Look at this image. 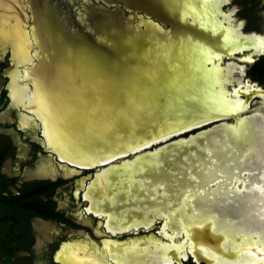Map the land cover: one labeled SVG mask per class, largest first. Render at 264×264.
<instances>
[{
	"label": "flooded vegetation",
	"instance_id": "1",
	"mask_svg": "<svg viewBox=\"0 0 264 264\" xmlns=\"http://www.w3.org/2000/svg\"><path fill=\"white\" fill-rule=\"evenodd\" d=\"M168 1L0 0V264L168 263L164 257L167 253L155 252V246L149 245V242L154 240L144 237V228L147 227L140 225L147 219L151 204L144 211H139L135 204H132L129 209L142 213L144 217H138L136 212H131L132 215L127 219L111 211L109 198L119 197L118 193H111L108 188L107 198L101 200L94 195L97 184L106 186V174L116 171L119 174L123 169L133 170L131 167L135 164L143 166L141 161H144L142 158L145 155L135 161H128L125 159L127 157L118 158L97 166L99 172H96V168L91 166L121 153L122 150L132 148L128 145L116 146L113 152L110 149L96 151L97 147L93 150L88 147L79 150L63 143L58 138L61 134L57 128L64 116L63 111L59 109L60 105L55 108L48 101V98H51V101H59L61 98L47 96L46 99L38 76L40 70H46L61 78L63 75H70L78 79L83 75L81 70L90 72L91 66L87 67L85 62L78 65L76 59L74 63L78 66L70 70V57L80 54L75 46H65L59 51L63 38L79 39L90 46L96 42L104 49L102 53L106 54L115 51V48L112 49L114 41H120L122 44L124 39L130 36L146 40L148 38L144 36L150 32L153 36L175 44L176 56L181 58L184 66H188L193 57L191 54L194 48L189 42L204 43L209 48L212 61L205 65L206 68L199 63L206 69V73L211 72L207 68L212 64V67L219 71V80L222 82L225 77L224 70L233 62L239 66L236 68L237 73L243 77L242 82H246L247 86H264V76L254 79L249 74L255 62L264 59V45H260L262 41H259L258 45L241 46L230 56L217 48L219 36L228 37L235 34L240 38L252 39L251 36L261 35L253 30H245V18H236L234 10L233 19L243 23L242 31L237 32L222 20L218 0H208L207 4L195 0ZM256 3L259 7H264V0H256ZM245 5L249 7L250 4L246 2ZM222 7V10H228ZM124 11H128L125 19L122 18ZM154 16L161 19L163 25H168H160L152 18ZM246 17L249 20L250 15ZM120 19L125 21L121 22ZM253 47L256 53L245 54ZM147 66L149 67V62ZM107 69L106 72L110 74L111 66L108 65ZM127 88L130 91V87ZM215 88L217 89V86ZM61 91L59 90L60 93ZM73 93L74 91L68 97L74 98ZM61 106L63 107V104ZM74 108V105L67 104L64 107L65 111ZM251 116H242L241 110L227 118L238 120ZM217 118L220 117L211 119ZM195 132L178 138L187 139ZM181 141L184 140L154 152L180 151L174 149ZM188 141L189 139L185 142ZM164 145L166 143L161 146ZM186 150L188 156L189 149ZM139 154L141 155L140 152ZM160 165L161 163L156 161L150 167L158 173ZM135 171L134 173H137V170ZM116 180L121 184V181L123 183L130 179ZM132 200L136 201V197ZM133 206L135 208H132ZM123 213L120 212L122 215ZM115 218L124 222L113 224ZM181 226L185 232L182 246L185 256L182 258H186L185 261L180 259L181 264H202L192 259L196 256L204 259L207 264H224L215 258L217 253L230 264H240L239 259L232 260L240 252H243L241 256L247 252L257 260L264 258V244L261 241L253 238L248 250L244 247L245 242L231 234L230 229L226 233L229 239L223 240L224 233L218 230L211 220ZM202 228L207 229L213 238L209 242L204 243L194 240L195 238L191 241L187 237L188 229ZM192 244L200 247L193 248ZM143 247H148L153 254L146 255ZM179 258L176 260L172 257V263L169 264H176L173 260L178 261Z\"/></svg>",
	"mask_w": 264,
	"mask_h": 264
},
{
	"label": "rangeland",
	"instance_id": "2",
	"mask_svg": "<svg viewBox=\"0 0 264 264\" xmlns=\"http://www.w3.org/2000/svg\"><path fill=\"white\" fill-rule=\"evenodd\" d=\"M227 2L228 0H218V4L221 7L222 5H225ZM246 2L250 4L249 7L246 5L244 6ZM242 5L243 7H241ZM221 7H220V11H221V15L223 16L222 20L225 22L226 25L230 26L237 32L242 31L243 23L241 21L236 22L232 17L235 10L236 12L234 14L236 18L238 19L245 18V22H246L245 30H253L256 33L258 32V34H261L254 36L250 35L252 39L257 41H262L260 45L263 44L264 42V7L263 6L259 7L258 4L256 3V0H230L229 3H227L224 8L222 7L223 9L228 8V10H222ZM127 15H128V11H124L122 13V18L125 19ZM246 15H250L249 20L246 17ZM153 35H154L153 33L148 32L144 36V38H148L146 40H142L139 37L130 36L125 42H122V44L120 45V47L124 46L126 48L124 51L122 50L121 52L119 50L117 51L115 50L116 52L114 51L113 53H106V54L102 53L104 51L102 47H98L100 49L99 50L94 46L87 45L82 40L79 39L68 40L64 38L62 39L63 44L61 49H59V51L63 50L65 46H75L80 54L79 56L72 55L70 57L68 61L70 70L76 69V65L77 64L82 65V62L83 63L85 62V65L87 67L91 66L90 72L81 70L83 72V75L80 76L78 79H75L70 75L68 76L63 75V77L61 78L56 73H48L46 70L39 71L38 76L40 81V87L46 99L47 96L48 97L58 96L59 99L61 98V100L59 101L61 102V104H63V107L61 106L58 100L51 101V98H48V101H50V105L55 108L58 107V105H60L59 109L63 111L64 116L63 118H61L57 126V128L60 129V134H61L58 138H60L63 143H66L79 150H83L87 147L90 150L95 149L96 147L102 145L107 138V135L109 133V128L107 126L106 121L110 117L130 116L131 122L130 123L127 122V117L124 120V122L126 127L129 126V128L131 129L139 127V125H137L136 127V123H135L136 118L138 121H142L144 120V118L147 120L150 119L151 121H156L155 119L157 116H155L156 112L153 109L149 111L141 110V108L140 110L139 109L136 110L133 108L125 109L123 103L119 106H115L119 100V98L117 97L119 86L124 85L125 83L127 84L129 81V73L127 70H134V68L137 66L136 63L131 61L130 52L132 50L143 51L142 54L144 59L146 58V62L150 61L151 63L150 65L153 64L155 65V68L148 73L149 75L147 73H146L147 75L145 74L146 80H140L137 82V84H143L147 82L149 79L151 82L156 81V85L158 86V89L165 90L167 88H175V86L176 88H178L179 93L183 96L182 102L178 107H174L173 112L177 113L178 112L177 110L181 109L180 107H184V109H192V107H194L195 105L194 104L195 102L197 103L200 102L205 106H207L210 103H213L212 105L219 106L218 107L219 110H217L215 113L222 114L219 115L220 118L234 116L237 112L242 110V116H251L257 114L258 116L254 117L256 121L264 120V86L263 87L257 86L255 88H252V84L249 83L250 85L247 86L246 82H242L243 77L237 73L238 70L236 68L238 65L236 63L231 62L235 68H233L232 65L231 66L228 65L229 68H226L224 70L225 77H223L222 82H219L221 83L219 84L220 87L217 86L219 90L222 89L224 91L226 95V99L228 100V102H230L229 105L230 104L233 105L234 104L233 101L236 100L242 103L241 107L238 108V110L233 113V112H228V110L221 108L222 102L218 96V93L216 94L213 93L214 92L213 90L214 89L216 90L215 88L216 86H214L215 84L214 80H212V77H210V75L206 73V71L197 62L195 63L189 62L188 66H184L181 58L176 56L177 55L176 45L170 44L167 41L165 43V40H163L161 37H156ZM114 42L112 43L113 44L112 49L113 48L116 49L115 47L116 42L115 43ZM88 50L90 51L89 54H88ZM256 52L257 51H255L253 47L245 54L252 55ZM118 53L120 55H118ZM240 58L241 57H239V59ZM74 59H76L77 64L74 63ZM221 63H224V61H221ZM108 65L111 66L112 69L110 74H108L109 72H106L108 71L107 69ZM138 73L139 71L137 73L133 72L132 77H135ZM83 80H86L84 83L85 86L82 83ZM172 84L175 86H173ZM121 88L122 90H124L123 87ZM59 90H62L61 93L59 92ZM136 90L137 89L135 88L134 91ZM257 90H259V92ZM73 91H74L73 93L74 98H69L68 96H71ZM236 96L238 98H236ZM87 99L88 101H85ZM66 104L69 106L74 105L75 108L73 110L65 111L64 107L66 106ZM137 107H143V104ZM168 110L171 109L167 107V111ZM189 112L190 111H186L184 114H188ZM134 117L135 119H133ZM241 120L242 119L236 120L235 118H230V117L222 118V120L220 121L222 122L220 123L221 125L218 124V122L217 123L215 122L211 125H207L205 127L199 128L203 130L204 128L213 126L215 124L219 125V128H217L215 133H213L215 136L214 138L216 139L214 138L212 139V137L208 138L207 140L208 143H206V145H199V143H192L196 146V148L189 150L190 153L188 156L186 154L187 153L186 149L188 148L187 144L189 142L186 143L185 141H181L180 142L181 145L180 144L176 145L174 151H177L178 149H180V151H177L175 153L169 151L167 156L169 154L170 156L165 157L166 159H172L176 156L178 157V159L180 158L182 162H185L190 166L187 168L188 178L189 180H192L191 182L194 184L192 185V187H189V189L184 187L181 188L180 190L179 186H177V184L174 181H169L168 180L169 178H167L168 176L167 175L165 176L166 173L164 172L165 171L164 169H166V167H161L162 162H160L161 165L157 170L159 174L156 172H152L156 176H152L151 173H149L147 170H143L145 166H147V169L150 170L151 169L150 165L158 161L156 155L161 152L160 150L158 152H154L149 156H144L142 158L144 160L142 163L143 166L145 165L144 167L141 165L135 167L136 164L133 165L131 169L139 170L137 173H134L136 171L133 170L129 172L130 171L129 169L127 170L123 169L119 171V174L117 173V171L106 174L107 177L106 179H104L106 186L104 184L103 185L97 184L94 189L95 197L100 198L101 200L107 198L108 188L111 190V193H115V194L118 193L117 196L119 197L109 198L111 203V211L112 213L119 216H123L127 219L130 218L129 215H132L131 214L132 211L131 209H129L132 204L133 205L138 204L137 206H139V203L141 202H143L142 203L143 205L151 204L150 206L151 210L148 214L149 218L148 220H146L147 222L143 224L145 227H147L144 228L145 231L144 237L154 240V242H149L150 246H155V248H159L160 246L167 247L166 250L167 254L165 253L166 254L165 259L168 263H163V264L172 263V257L175 258L176 260L179 257L182 258L183 256H185V250L183 251L182 249L185 237L182 236L181 231H177L175 229L177 223L183 225L191 224V223L195 224L196 218L201 217L202 218L201 221L212 220L217 225V229H222L223 226L226 228L227 225L231 226L232 228L239 227L238 224L234 223V221L231 222L227 220L224 222H220L217 219H215V217L210 215V213L200 211V209H198L197 207L195 209L196 203H197L196 205L200 207V205L198 204L200 198H196V202H194V198L199 197L201 195L200 192H198L199 190L197 189L198 186L197 184H201L200 182L204 181V179L201 178H207V180H210V183L207 181L202 185L203 187H205L204 189H206L211 187V185L209 187L208 185L211 184L212 182V179H210L211 175H209L208 173L207 175L206 174L201 175L200 173H198L199 176L196 175L197 173L195 172L200 168L199 166H196V164L199 161L204 163L209 161L210 158L209 151L213 148V150L216 151L215 153H219V155H221L220 156L221 161L223 160L225 165L224 167H226L227 170L233 167V170H235V172L240 173L241 169H239L238 167L241 166H239L238 164L236 166L235 159L237 158L236 155L238 154L235 152V150L237 147L241 145L244 146L247 144L246 145L247 148H245V151L241 155L242 159L238 157L237 161H239L240 164L241 163L244 164L245 162L249 163V166H251V168L254 169L260 177L264 175V163H263L264 157L262 158L259 157L258 158L259 160L257 159L260 152L261 154H263L262 149L264 148V143H263L264 128H262V130H259L258 128L255 129L253 127L251 128L250 126L248 127L244 126V127H240V128L236 127L232 129V127L236 126ZM223 123H227L228 125ZM230 124H236V125H230ZM101 125H105L106 128H104ZM199 129L192 130L190 132L192 133L193 131L195 132ZM190 132L182 134L179 137L184 138L187 136V134H190ZM173 139L175 140L179 138L177 136L175 138H171V140ZM250 139L253 141L250 142ZM157 140L160 139L157 138L156 141ZM214 143L216 145L219 144L218 146H221L224 152H221L220 148L218 149V147L217 149H215ZM162 144L164 143L156 144L154 146L146 148V151L149 152L153 150V148H157ZM260 147L262 149H260ZM182 148H186V149H182ZM229 149L230 150L232 149L231 150L232 152ZM194 150H197V152H194ZM207 150L209 154V158L207 161H205L204 158L198 155L196 156L195 159L191 158L194 157L196 153H201V151H207ZM143 152L144 150L141 151L140 153ZM211 153L214 154V151L211 150ZM138 154L139 153L132 155L131 157H127L125 159L131 160L133 157L138 156ZM108 159L101 160L97 163L106 162ZM253 159H257L259 162L253 163L252 161ZM211 161L212 164L217 162L216 159H212ZM141 167H143V169ZM207 170H209L213 174V176L216 177V173L213 165L211 167H207ZM224 170L226 169H223V171ZM242 171H246V173L248 172L246 169H243ZM250 175L253 177V174L250 173ZM125 178L126 179L129 178L130 180L123 181V183L121 181V184L118 183V181L116 180V179H125ZM96 182L98 183V179ZM171 183H174V185H172ZM260 183L264 184L263 181ZM230 184H231L230 182L226 181L225 183H223L224 188H221L219 186L218 188L219 190L217 191L214 190L210 193H212V195L217 193L225 194V191H229V193L227 194H232L234 192L230 190ZM164 185H165V189L163 190L164 192H161L160 195L161 194L162 195L159 196L158 193L160 192V190H162ZM260 185H255V193L261 194L264 200V189L263 186L261 185L262 186L261 188ZM170 187L174 189L173 193H172V189L170 192ZM246 194L247 193L243 195L242 200L249 199V196L248 195L246 196ZM239 195L241 196L242 193L241 192L240 194L238 193V196ZM135 196L137 197L138 201L132 200L134 199ZM226 204L232 209H236V208L239 209L241 207L242 208V210L240 211L241 214L245 215L247 218H250L251 220L253 219L254 221H257V223H260V221H264V219L262 220V216H259L260 211L257 210L254 206H252L251 202L250 204H247V202L246 203L239 202L233 204L230 201H225L221 203L222 206L223 205L226 206ZM135 207L133 206L132 208ZM208 208L211 207L209 206ZM154 209L157 211H154ZM122 211L124 212L123 215L120 214V212ZM183 213L186 214V216ZM113 222H114L113 224H116V223H122L124 221L117 220L115 218ZM180 240H182V242H180ZM116 252L120 253L118 250H116ZM181 258H179V260ZM182 260L185 261L186 258L185 259L182 258ZM160 264H162V262Z\"/></svg>",
	"mask_w": 264,
	"mask_h": 264
},
{
	"label": "bare ground",
	"instance_id": "3",
	"mask_svg": "<svg viewBox=\"0 0 264 264\" xmlns=\"http://www.w3.org/2000/svg\"><path fill=\"white\" fill-rule=\"evenodd\" d=\"M165 1L169 2L168 0H165ZM195 1L203 2V3L207 4L208 0H195ZM209 9L211 10L212 8H209ZM120 21L124 22L125 20L120 19ZM128 38L129 37L124 39V42ZM165 41L168 42L169 40L165 39ZM189 43L194 48L193 49V53L191 54L193 57H192L190 62H192V63L197 62L198 64L200 63L204 68H206L205 65H207L208 63H212V61L210 60V56H209V48L204 43H197L195 41H190ZM258 43H259V41H257V40L247 39V38H240L239 36H237V35L235 36V34H234V35H230L228 37L219 36V41H218V44H217V48L222 53H227L226 55L230 56L233 53V51L235 52L236 49L241 47V46H245V45L253 46V45H258ZM120 44H121L120 41L116 43V49L115 50L116 51L119 50V51L122 52V50L124 51L126 48L124 46L120 47ZM262 45H264V44H262ZM227 51H230V52H227ZM142 52L143 51H141V50H132L130 52L131 61L136 63L137 66L134 68V70H127L128 73H129V81H128L127 84L125 83L126 85L124 84V85H120L119 86V88H118L119 91H118V96H117L119 98V100H118V102L115 101V102H117V104L115 106H119V105H121L123 103L125 109L126 108H133V109H136V110L137 109L140 110V108H141V110H147V111L153 109L156 112L155 113V116H157L156 119H155L156 121H151L150 119L147 120L145 118L142 121H138L137 118L135 119V117H134L133 119H135L136 127H137V125H139V127L131 129V128H129V126L126 127L125 122H124V120L127 117V122L130 123L131 122V120H130L131 117L130 116L110 117L106 121L107 122V126L109 128V133L107 135V138L103 142L102 145H100V146H98L96 148V151L97 150L98 151H101V150H108L109 151V149H110V151L113 152V150H115L116 146L125 147L126 145H128V147H131L132 149L120 151L122 154H125L127 152H131V153H136L137 152V153H139V152H141L140 149H142V148L146 149L147 147H149L150 143L151 142H155L157 138H159L160 140H163L166 137H168L169 135H171L172 133H177V132L181 133V131H183L184 128L188 129V128L192 127V123L188 124V125H186L184 127H181V124L185 123L186 121L202 119L203 121H201V122L204 123V122H208V121H211V120L212 121L218 120L220 118H217V119H211V118L220 117L219 115H222V114L215 113L217 110H219V108H218L219 106L212 105L213 103H210L207 106H205V105H203L200 102H198V103L195 102L194 103L195 105H194V107H192V109H184V107H180L181 109L177 110L178 112L175 113V112H173V109H174V107H178L181 104L182 97H183L179 93L178 88H176L175 85L172 84L173 86H175V88H167L165 90H162V89H158V86L156 85V81L155 82H153V81L151 82L149 79H148L147 82H145L143 84H137V82L140 81V80H146V75L149 72H151L152 69L155 68L154 64L150 65L151 64L150 61H149V67L147 66L146 59H144ZM118 55H120V54L118 53ZM207 69H209V71H211L209 73V75H210V77H212V80H214V82H215L214 86H219L220 87V85H219V82H220V80H219L220 79L219 71L215 70V68L212 67V64H211L210 68H207ZM204 70H206V69H204ZM138 71H139V73L137 74L138 76L136 75L135 77H132L133 76L132 73L133 72L137 73ZM121 87H123L124 90H122ZM127 87H130V91L128 90ZM135 88L137 89L136 91H134ZM213 91H214L213 93H215V94L218 93V96H219V98H220V100L222 102L221 103V108L222 109H225V110H228V112H233L234 113L235 111L238 110V108L241 107L242 103L238 102L237 100L233 101L234 107L231 104L229 105L230 102H228V100L226 99V95H225V93H224V91L222 89L219 90L217 88L216 90L214 89ZM134 99H135V101H134ZM136 100H137L138 103L136 102ZM141 104H143V107H137V106H139ZM167 107H169L171 110L167 111ZM186 111H190V112L188 114H184ZM254 117H256V115H253L250 118L242 119L236 126L232 127V129H234L236 127L240 128V127H244V126H247V127L250 126L251 128L253 127L255 129L258 128L259 130H262V128H264V120H260L261 122L257 121V123L255 122L253 124L252 121H253ZM189 118H191V119H189ZM207 118L210 119V120H206ZM221 118H227V117H221ZM101 126L106 128L105 125H101ZM217 128H219V126H216V127L214 126V128L212 130H210V132L209 131L208 132L202 131L201 133H203V132H205V133L204 134H200L199 133V135L196 136V137H193L195 135H192V136H190L187 139H178L175 142H177L179 140L186 141V140L190 139L191 137H193V138H191L188 141L189 143L187 144V147H188L187 149L191 150L193 148H196V146L194 144H192V143H199V145H206V143H208L207 142L208 138L212 137V139H213L215 137L213 135V133H215ZM210 135H212V136H210ZM101 136H103V135H101ZM147 136H150V140L149 141H143V139L145 137H147ZM55 137H57V136H55ZM154 137H156V139ZM200 139H201V141H200ZM214 139H216V138H214ZM229 139H230V137H229ZM258 139H259V137H258ZM251 141H253V140L250 139V142ZM246 142H247V140H246ZM168 145L169 144H166L164 146L155 148L152 151L145 152L143 154L141 153V155H138L135 158H133L132 160H128V161H135L136 159H139V158H141L144 155L145 156H149L154 151L162 149V148H164V147H166ZM218 145L219 144H217V145L215 144V149H217V147H218V149L220 148L221 152H224L222 150L221 146H218ZM246 145L239 146V144H238L239 147H237L236 150H235V152L238 154V157L241 158V159H242V156H241L242 153L245 151V148H247ZM234 148H235V146H234ZM260 149H262V148L260 147ZM263 149H262L263 154H261V152H260L259 156L257 157V159L259 157H261V158L264 157V150ZM211 150L214 151V154L211 153ZM211 150L209 151L210 152V158H209L208 150L207 151H201V153H196L194 157H191L192 159H195L196 156L198 155V156L204 158L205 161H207L208 158H209V161H207L206 163L199 161L196 164V166H199L200 168L195 172V173H197L196 174L197 176H199L198 173H200L201 175H203V174L207 175V173L209 175H211L210 179H212V182H211V184L208 185V187L211 185V187L209 189H214V190L217 191V190H219L218 186H220L221 188H224L223 187V183H225L227 181V182L231 183L230 184V190L231 191H233L234 193H240V192L243 193L242 191H244V192L245 191L246 192L255 191V185H260L261 184L260 182L254 180V179H256V177L254 178V175L252 177L248 172L246 173V171H242L241 170V172L238 173V172H235V170H233V167H231L229 170H227V168L224 167L225 165H224L223 160L221 161V157H220L221 155H219V153H215L216 151L213 150V148ZM194 152H197V150H194ZM168 153H169V150L161 151L159 154L156 155L157 160L159 162H162L164 157H168L167 156ZM58 155H59V153H58ZM115 155H117V154H115ZM164 159H166V158H164ZM212 159H216L217 162L212 164V161H211ZM257 159H253L252 160L253 163L259 162L258 161L259 159L258 160ZM68 162H70V161H68ZM124 162H126V161H124ZM142 163H143V161H141V164ZM245 163H247V162H245ZM138 165H140V164H138ZM212 165L214 166L216 177H214L213 174L209 170H207V167H211ZM136 166L137 165H135V167ZM143 167H141V168L143 169ZM223 169H226V170H224L225 172L223 171ZM135 170L136 169H134L133 171H135ZM143 170H147L149 173H151L152 176H156L155 174L152 173V172H154L152 169L148 170L147 168L144 167ZM138 171L139 170H137V172ZM129 172H131V170ZM257 176H258L257 178H259V179L263 178V177H260L259 175H257ZM241 177H244V179H242ZM201 179H204V183L207 182V181L210 183V180H207V178H201ZM249 179H252V180H249ZM261 185L263 186V184H261ZM261 185H260V187L262 188ZM216 187H218V188L216 189ZM164 189H165V185L163 186L162 190H160V192L158 193L159 196L162 195V194L160 195V193L164 192L163 191ZM197 189L199 190L198 192H200V194L204 193L203 192L204 190L201 189L200 187L197 186ZM173 191H174V189H172V193H173ZM170 192H171V189H170ZM225 193H229V191H225ZM133 196H134V194H133ZM168 196H170V195H168ZM183 196H185V195H183ZM197 198H201V197L199 196ZM244 200L246 202H248V201L250 202L252 200H257V203L262 201V203L264 205V200L259 198V197H257V196H251V198L249 196V199H244ZM136 201H138L137 197H136ZM142 203L143 202L139 203V206H137L138 204H135V206H137L136 208L139 211H144L146 209V207L148 206V205H143ZM131 211L132 212H136L138 214V217H141V216L144 217V215L142 213L138 212V211H135V210H131ZM154 211H156V210L154 209ZM148 214H147V219L146 220H148V218H149ZM184 215L186 216V214H184ZM244 219H247V218H245L243 216H240L238 218L237 223H236L239 226L238 228H236V227L232 228L231 226L227 225L226 228L223 226L222 229H218V230H220V231H222L224 233L223 236H222V239L223 240L224 239H229V237L226 235V233H227V230L230 229V233L231 234H234L237 239H242V241L245 242L244 247H246L248 250L250 248L249 247L250 246L249 243L253 242V238L254 239H258V241H261L264 244V221L261 224V226H259L260 229L257 230L255 225L248 224L247 223L248 221L244 220ZM146 220L144 222H141L140 225L145 224V222H147ZM201 220H202L201 217L196 218V223L201 221ZM163 222H164V220H163ZM174 224H176V223H174ZM177 225L175 226V229L177 231H181V234L184 237V235H185L184 233L185 232H184L183 227L181 226V224L177 223ZM251 226L256 228V229H249L248 227H251ZM216 228H217V225H216ZM195 230H197V231H195ZM187 231H188L187 232L188 234H186V235L191 241H193V238H195L194 240H201L202 242L204 241V243H207L211 239H213L209 235V232H207V229H205V228H202V229H188ZM192 246H193V248L194 247L195 248H199L200 247V245H197V244H192ZM144 249H145L144 253L146 255L147 254H151V255L153 254L151 250H148V247H144ZM182 249L184 251L183 247H182ZM166 250H167V247L160 246L159 248L155 249V252L162 254V253H166ZM241 253H243V252H240L238 255L234 256L232 260L237 261V259H239L242 262V264H244V263L245 264H259L261 262H263V264H264V258H260L259 260H257L256 258L252 257L247 252L245 254H242V256H241ZM250 253H252V250H251ZM215 258L217 259V261L221 260L224 264H230L222 256H219L218 253L216 254ZM241 262H240V264H241ZM162 264H163V262H162Z\"/></svg>",
	"mask_w": 264,
	"mask_h": 264
},
{
	"label": "water",
	"instance_id": "4",
	"mask_svg": "<svg viewBox=\"0 0 264 264\" xmlns=\"http://www.w3.org/2000/svg\"><path fill=\"white\" fill-rule=\"evenodd\" d=\"M142 5V4H141ZM140 12H143V11H141L140 10ZM146 16V15H145ZM146 17H149V16H146ZM152 18H154L155 20H157L159 23H160V25H163L164 23L161 21V19H159V18H157V17H152ZM166 26H167V24H165ZM165 25H163V26H165ZM79 34H81V31H80V33ZM94 47H96L97 49H98V47L100 46V45H98V43H96V42H93V44H92ZM100 50V49H99ZM249 64H250V62H249ZM252 119V118H251ZM222 120V118H220V119H218V120H214V121H208V122H204V123H202L201 121H203L202 119H197V120H191V121H186L185 123H183V124H181V127H184V126H186V125H188V124H191L192 123V127H190V128H184L183 129V131H181V133H179V132H177V133H172L171 135H169L168 137H166L165 139H163V140H157L156 142H151L150 143V145H149V147H151V146H154V145H156V144H160V143H165V142H167V141H169V142H167L166 144H168L169 143V145L170 144H175L174 142V139L173 140H171V138H175V137H179V136H181L182 134H185V133H187V132H190V131H192V130H196V129H199V128H201V127H205V126H207V125H211V124H213V123H217L218 122V124L219 123H221L220 121ZM253 124L256 122L257 123V121H256V119L255 118H253ZM215 125H217V124H215ZM215 125H213V126H210V127H207V128H204L203 130H198V131H196V133L195 134H193V135H197V134H199V133H201L202 131H205V130H207V131H210V129H212V127H214ZM214 135V134H213ZM210 136H212V135H210ZM155 139H156V137H154ZM150 140V136H147V137H145L144 139H143V141H149ZM178 140V139H177ZM152 141V140H151ZM172 141H174V142H172ZM200 141H201V139H200ZM199 141V142H200ZM163 145V144H162ZM149 147H147V148H149ZM144 150V152H146V149L145 148H142V149H140V151H143ZM152 151V150H151ZM143 152V153H144ZM115 153V152H114ZM135 154H137V152L136 153H131V152H127V153H125V154H122V153H117V155H112V156H114V157H112V156H110V159L109 160H107L106 162H104V163H96V164H94L93 166H91V167H95L96 168V172H99V170L97 169V166H99V165H102V164H106V163H109V162H111V161H113V160H116V159H118V158H123V157H131L132 155H135ZM237 156V158L235 159V161H236V166H237V164L239 165V166H241V167H238L239 169H241V170H243V169H246L247 171H248V173L250 174H253L255 177H256V179H254L255 181H258V182H264V175L262 176L263 178H257L258 176V173L254 170V169H252L251 168V166H249V164L248 163H245V164H240V162L239 161H237L238 160V155H236ZM165 158V157H164ZM163 158V160H162V166L161 167H166V169H164L165 171V176L167 175L168 177L167 178H169L168 180L169 181H174L176 184H177V186H179V188L181 189V188H184V187H186L187 189H189V187H192V185L194 184V183H192L191 181L192 180H189V178H188V171H187V168L188 167H190L187 163H185V162H182L181 160H180V158L178 159V157H174V158H172V159H164ZM168 171V173H167V171ZM248 174V175H249ZM247 175V176H248ZM162 176H164V175H162ZM242 179H244V177H241ZM249 180H252V179H249ZM201 184H197L201 189H203L204 191V193L203 194H201L200 196H201V198H200V200H199V205H200V207H198L196 204H195V206L198 208V209H200V211H203V212H207V213H210V215H212L213 217H215V219H217L218 221H220V222H224V221H227V220H229V221H231V222H235V223H237V220H238V218L240 217V216H243V217H245V218H247L245 215H243V214H241V210H242V208L240 207L239 209L238 208H236V209H232V208H230L227 204H226V206H222L221 205V203H223V202H225V201H230L231 203H233V204H235V203H239V202H241V203H246V201H244V200H242V197H243V195L245 194V193H247L246 194V196L248 195V196H250V198H251V196H257V197H259V198H261V199H263V197H262V195L261 194H256L255 193V191H251V192H244V191H242L243 193H242V195L240 196H238V193H232V194H227V193H222V194H214V195H212V193H210V192H212V191H214V189H209V188H206V189H204V187L202 186L203 185V183H204V181H201L200 182ZM172 185H174V183H171ZM205 185V184H204ZM206 186V185H205ZM219 187V186H218ZM218 187H216V189L218 188ZM167 189H169V188H167ZM170 189H172L171 187H170ZM192 189V188H191ZM263 189H264V184H263ZM211 194V195H210ZM240 194V193H239ZM196 198L197 197H195L194 198V202H196ZM250 202H252L251 203V205L252 206H254L257 210H259L260 211V213H259V216H262V220L264 219V205H263V203H262V201L261 202H259V203H257V200H252V201H250ZM250 202L248 201L247 202V204H250ZM211 207V208H208V207ZM196 207H195V209H196ZM229 207V208H228ZM204 210H206V211H204ZM160 220H161V218H160ZM244 220H247L248 222V224H253V225H255V227L257 228V230L258 229H260V227L259 226H261V224L263 223V221H260V223H257V221H254L253 219L251 220L250 218H247V219H244ZM259 225V226H258ZM249 229H256V228H254V227H248ZM186 254H188L189 256H191L188 252H186ZM192 257V256H191ZM182 259V258H181ZM192 259L196 262V263H202V264H207V262L204 260V259H200L199 257H195V259L192 257ZM174 262L176 263V264H181L180 263V260H178V261H175L174 260Z\"/></svg>",
	"mask_w": 264,
	"mask_h": 264
},
{
	"label": "trees",
	"instance_id": "5",
	"mask_svg": "<svg viewBox=\"0 0 264 264\" xmlns=\"http://www.w3.org/2000/svg\"><path fill=\"white\" fill-rule=\"evenodd\" d=\"M250 75L256 79H261L264 76V59H259L249 71ZM253 74V75H252Z\"/></svg>",
	"mask_w": 264,
	"mask_h": 264
}]
</instances>
